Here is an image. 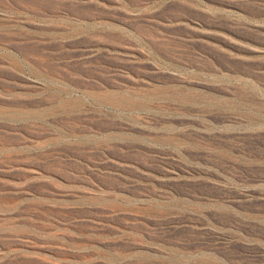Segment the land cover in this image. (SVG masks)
Here are the masks:
<instances>
[{
    "label": "rangeland",
    "instance_id": "374dc122",
    "mask_svg": "<svg viewBox=\"0 0 264 264\" xmlns=\"http://www.w3.org/2000/svg\"><path fill=\"white\" fill-rule=\"evenodd\" d=\"M0 264H264V0H0Z\"/></svg>",
    "mask_w": 264,
    "mask_h": 264
}]
</instances>
